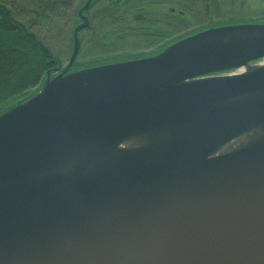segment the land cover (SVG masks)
Wrapping results in <instances>:
<instances>
[{
    "label": "water",
    "instance_id": "obj_1",
    "mask_svg": "<svg viewBox=\"0 0 264 264\" xmlns=\"http://www.w3.org/2000/svg\"><path fill=\"white\" fill-rule=\"evenodd\" d=\"M92 1L65 70L0 115V264H264V138L215 155L264 128V25L68 74ZM151 130L175 135L50 172Z\"/></svg>",
    "mask_w": 264,
    "mask_h": 264
},
{
    "label": "rangeland",
    "instance_id": "obj_2",
    "mask_svg": "<svg viewBox=\"0 0 264 264\" xmlns=\"http://www.w3.org/2000/svg\"><path fill=\"white\" fill-rule=\"evenodd\" d=\"M81 1L84 4L77 5V8L74 7V10L69 13L70 15L62 18L53 30H51L49 26H44L42 28L40 26V28H35L25 22V25L29 28V30L36 35L39 40L47 45L52 54L59 60V67L57 68V71L54 73L50 72V80L61 74L69 64V60L73 52V31L76 27L83 24V20H80L79 18V12L82 8H84L89 0H79V2ZM178 1L179 0H177V3ZM220 1L222 4L219 6L218 10L213 9L214 22H230L235 19L238 22H253L247 25H264V23H255L256 21L264 22V0H240L237 5L236 12L234 13L236 15L238 12V17L234 16L233 8L231 7L232 5L229 4L228 0ZM79 2H77V4ZM136 3L133 4V0H101L99 2L96 0L94 3L91 2L87 10L82 15L83 18H85L84 20L87 22L88 28L86 27L87 29L85 28L81 30L78 34L79 50L69 73L107 64L121 63L120 61L126 62L127 59L143 56L145 53L155 48H144L146 46L145 39L125 38L126 34H131L135 29L138 32H141L144 31L143 27H145L147 31H150L151 29L155 31L156 28L155 26L148 27L147 23L139 26L137 23L133 24L129 22L128 19H132L138 14L135 13L133 9H130L129 11H131L132 15H134L132 17L131 13L126 10L127 7L129 8L130 5L135 6L138 13H140L139 10L141 8L148 7L146 2L138 3V1H136ZM108 13L111 15L113 14V17L115 18L114 22H110V18H106ZM119 19L127 20V23L124 25H128L130 28L129 30L131 31H123L121 35H118L116 33V27L120 23ZM28 22L32 24V19L30 18ZM109 22L110 24L107 25ZM185 36L186 32L184 30L175 32L176 41L174 44L185 39ZM263 63L264 60H261L251 64V66H259ZM239 71L240 70L227 71L216 75L232 76L239 74ZM45 81L46 78L43 80L41 88L44 86Z\"/></svg>",
    "mask_w": 264,
    "mask_h": 264
},
{
    "label": "trees",
    "instance_id": "obj_3",
    "mask_svg": "<svg viewBox=\"0 0 264 264\" xmlns=\"http://www.w3.org/2000/svg\"><path fill=\"white\" fill-rule=\"evenodd\" d=\"M136 1L141 3V0H133V4ZM77 2L79 0H0V115L34 96L41 89L47 73H54L59 67V60L25 22L35 28L49 26L53 30L74 7L84 4ZM129 13L132 15L131 11ZM135 13L139 15L137 11ZM138 15H132L129 22L139 26L148 23ZM30 18L32 24L28 22ZM106 18H110V22L115 20L110 13ZM119 20L116 33L121 35L130 28L124 25L127 20Z\"/></svg>",
    "mask_w": 264,
    "mask_h": 264
},
{
    "label": "flooded vegetation",
    "instance_id": "obj_4",
    "mask_svg": "<svg viewBox=\"0 0 264 264\" xmlns=\"http://www.w3.org/2000/svg\"><path fill=\"white\" fill-rule=\"evenodd\" d=\"M141 2L144 3L145 1L141 0ZM228 2L232 5L231 7L233 8L234 14L240 0H228ZM146 3L148 7L141 8L138 16L141 17V20L148 21V23L146 22L148 27L155 26V31L152 29L147 31V29L143 27L144 31L138 32L135 29L131 34H126L125 38L145 39L146 46L144 48H155L148 51L143 56L127 59L126 62L157 56L174 44L176 41L175 32H179L180 30H184L186 32L184 38H188L210 29L241 26L253 23L249 21L238 22L235 19L230 22H214L213 13L214 10H218L219 6L222 4L220 0H179L178 3L177 0H147ZM130 9L132 8L127 7L126 10L129 11ZM133 11L138 12L137 8H133ZM237 15H239L238 12L236 15L234 14V16L238 17ZM255 23L261 24L264 22L256 21ZM127 31L131 30L125 29V32ZM69 70L67 73L70 72Z\"/></svg>",
    "mask_w": 264,
    "mask_h": 264
},
{
    "label": "bare ground",
    "instance_id": "obj_5",
    "mask_svg": "<svg viewBox=\"0 0 264 264\" xmlns=\"http://www.w3.org/2000/svg\"><path fill=\"white\" fill-rule=\"evenodd\" d=\"M259 67L264 68V63L261 64ZM247 71H251V69L243 68L242 70L239 71V74L245 73ZM251 98L253 97L247 96L236 99L234 101L242 102L245 100H249ZM174 135L175 134L173 132H170L168 130H151L145 133L136 134L124 139L118 145L108 148L105 151L103 157L97 161L95 160L92 162H87V158L81 155L74 158H70L68 161L57 165L53 170H50V172L71 174L74 171L79 170L81 166H85V165H88V168L85 171L88 172L92 170L95 166H97L100 162L113 158L119 154H127V153L132 154L142 149L148 148L150 146L165 144L169 142L174 137ZM263 138H264V128H258L252 130L228 142L226 145L221 147L215 153V155H223L234 152L251 144L257 143L263 140ZM152 264H175V263L159 262Z\"/></svg>",
    "mask_w": 264,
    "mask_h": 264
}]
</instances>
